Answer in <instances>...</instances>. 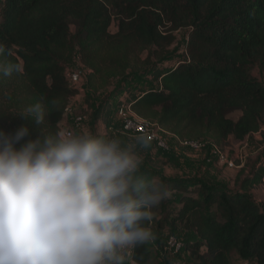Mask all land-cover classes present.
Segmentation results:
<instances>
[{
  "label": "trees",
  "instance_id": "trees-1",
  "mask_svg": "<svg viewBox=\"0 0 264 264\" xmlns=\"http://www.w3.org/2000/svg\"><path fill=\"white\" fill-rule=\"evenodd\" d=\"M167 24L189 30L188 58L163 69L172 61V37L162 31ZM0 44L6 48L0 60L19 66L0 78V130L27 126L25 140L41 128L19 116L29 105L41 104L46 131L60 128L77 95L65 76L75 56L88 70L90 86L96 80L120 83L93 110L94 123L110 126L113 107L124 105L178 140L210 139L221 147L258 133L264 120V84L249 72L254 62L264 72V0H0ZM234 112L241 115L229 119ZM262 178L264 166L247 176L240 170L235 191L204 181L161 180L179 193L180 208L166 209V199L153 209L154 242L169 220L184 233L182 252L190 264H231L233 252L264 264V210L249 193ZM152 259L149 242L131 252L133 264Z\"/></svg>",
  "mask_w": 264,
  "mask_h": 264
},
{
  "label": "clouds",
  "instance_id": "clouds-1",
  "mask_svg": "<svg viewBox=\"0 0 264 264\" xmlns=\"http://www.w3.org/2000/svg\"><path fill=\"white\" fill-rule=\"evenodd\" d=\"M16 72L0 60V78ZM19 116L41 128L27 140V126L0 130V264H128L155 239L153 209L171 195L140 172L148 135L46 131L40 103Z\"/></svg>",
  "mask_w": 264,
  "mask_h": 264
},
{
  "label": "rangeland",
  "instance_id": "rangeland-1",
  "mask_svg": "<svg viewBox=\"0 0 264 264\" xmlns=\"http://www.w3.org/2000/svg\"><path fill=\"white\" fill-rule=\"evenodd\" d=\"M73 30V29H72ZM172 30V25L167 24L163 32L169 33L172 37V43L168 48L171 54L172 61L163 65L161 68L168 69L173 68L175 65L188 58L186 54L185 45L189 39L188 29ZM116 23H112L109 28V32L115 33ZM145 54L142 55V58ZM71 70L82 71V74L88 75V70L79 62V57L75 56L73 63L69 66ZM250 75L256 78L259 82L264 84V72L260 68L258 62H254L251 66ZM142 83V82H138ZM93 86L88 84L87 78L82 81L78 86L77 95L73 97L69 103L68 108L71 113L64 114L63 120L59 123L60 128H68L73 126V120L82 116L84 118L83 123L78 128H74L75 131H92L97 136L119 137L122 140L128 142L131 137L125 136L121 133L120 120L116 116L117 107H113V117L110 126L104 125L102 122L94 123L92 120V112L97 105L108 94L112 93L119 86L117 79H111L109 81L96 80L92 83ZM137 85L133 82L132 87ZM143 87V84L137 85V87ZM152 87V85L150 84ZM118 99L114 100L116 102ZM131 110V109H130ZM129 116H136L130 111ZM240 112H234L228 115L231 120H237L240 116ZM137 117V116H136ZM262 133L264 134V120L262 122ZM261 133V134H262ZM261 134L251 135L242 142H235L232 139L228 140L224 145L218 147L222 155L226 158L227 162H231L232 166H228L227 163L219 162L212 154L211 148L203 150L202 152H190L184 150L177 145V138L174 135L167 133L166 139L169 145L172 147V153L164 155L155 147L150 144V147L143 150L142 164L140 166L141 174L145 175L149 180L161 184V180L165 179H184V180H197L208 183H213L224 187L229 191H235L237 189V177L240 170L245 171V175L254 174L259 168L264 166V143L262 141ZM210 144H214L210 139ZM215 145V144H214ZM216 146V145H215ZM256 204L264 210V184L257 182L249 191ZM179 193L171 192L170 197L167 199L166 209L177 211L180 207L177 203ZM158 219L162 216V213H158ZM160 218V219H161ZM152 232L155 234V226L151 227ZM164 232L159 236V242L154 240L149 242V246L152 249V263L153 264H190L189 253L182 252L177 258H174L171 254L163 251L162 243L168 235H177L180 240L184 241L183 232L180 225H172L169 220H165ZM184 245V243H183ZM202 252H205L202 249ZM130 259L128 264H130ZM231 264H255V262H249L242 260L237 253H231Z\"/></svg>",
  "mask_w": 264,
  "mask_h": 264
},
{
  "label": "built area",
  "instance_id": "built-area-1",
  "mask_svg": "<svg viewBox=\"0 0 264 264\" xmlns=\"http://www.w3.org/2000/svg\"><path fill=\"white\" fill-rule=\"evenodd\" d=\"M67 83L69 88H76L82 81L85 79V74H82V71H75L67 68L65 73ZM130 108L127 106H118L116 109V116L120 120V130L121 133L125 136L133 137L135 135L147 134L150 138L151 144L155 147L156 150L161 153H172V147L169 145L166 136L167 133L162 130L156 122H153L148 119H141L136 116H129ZM71 113V110L66 108L64 114ZM84 118L82 116H78L73 120V126L68 127L67 129L74 130V128L80 127L83 123ZM262 126L260 131L256 133L257 135L261 134ZM263 134V133H262ZM261 134V135H262ZM177 145L190 152H202L208 147L211 148L212 154L215 158L219 160V162L227 163L228 166H232L231 162H227L226 158L222 155L220 150L214 144H210L208 140H178ZM264 184V178L260 181ZM183 249V243L180 239H178L174 235H168L165 240L163 251L171 254L174 258H177L181 255ZM180 264V263H177Z\"/></svg>",
  "mask_w": 264,
  "mask_h": 264
},
{
  "label": "crops",
  "instance_id": "crops-1",
  "mask_svg": "<svg viewBox=\"0 0 264 264\" xmlns=\"http://www.w3.org/2000/svg\"><path fill=\"white\" fill-rule=\"evenodd\" d=\"M130 264H133L132 262H130Z\"/></svg>",
  "mask_w": 264,
  "mask_h": 264
}]
</instances>
